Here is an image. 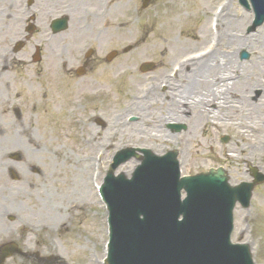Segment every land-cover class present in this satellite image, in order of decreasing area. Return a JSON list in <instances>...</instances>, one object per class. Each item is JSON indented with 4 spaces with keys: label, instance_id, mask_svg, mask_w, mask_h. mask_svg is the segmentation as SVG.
Instances as JSON below:
<instances>
[{
    "label": "rangeland",
    "instance_id": "1",
    "mask_svg": "<svg viewBox=\"0 0 264 264\" xmlns=\"http://www.w3.org/2000/svg\"><path fill=\"white\" fill-rule=\"evenodd\" d=\"M116 1L118 6L114 16L125 26L120 31V52L123 54V49L128 46L134 50L116 62L119 70H126L129 75L119 80L115 88L105 86L103 107H100L105 129L96 128L91 133L80 128L77 118L68 117L71 102L77 97L66 92L68 102L65 101V106L63 103V106H57L55 90L49 87L52 81L49 71L54 59L45 43L51 35L47 25L55 18L54 14L50 9H41L44 15L43 21H38V31L16 55L12 52L13 47L22 39L25 23L19 18L28 16L24 11V0H16L12 8L9 0H0V56L4 52L10 53L6 69L0 75V137L9 135L8 140H11L10 134L20 133L13 143L9 142L8 150L0 152L6 180V183L0 182V247L15 243L30 254L28 259L14 256L6 264H41L42 259L47 260L44 257L52 255L58 258L52 264H102L106 256V213L93 199L90 184L93 159L99 147L109 148L102 166L104 174L116 152L125 146L150 149L159 156L177 150L185 176L222 168L230 183L239 185L253 182L249 167L255 166L264 174V152L259 154L253 150L250 143L253 141L244 136L239 126L241 121L252 124L264 121V63L258 62L259 53L264 50V26L248 35L247 28L253 15L241 8L237 0L230 2L222 27L224 39L228 40L225 25L230 15H241L237 34L249 38L253 35L258 41L254 50L233 47L230 51L233 65L222 72L223 79L219 78L224 81V78L233 77L235 80V76L238 77L233 80L237 87L226 92L227 106L245 107L244 112L218 111L219 99L223 97L216 96L218 100L207 105L208 116L210 121L220 123L221 128L209 125L195 129L190 121L195 117L194 113L182 115L179 121L177 116L166 117L161 136L164 141L158 142L152 140L150 134L159 131L156 127L165 113L156 108L150 110L154 102L168 106L176 92L189 91L185 102L193 104L211 90L210 84H218L213 77L192 84L191 73L184 72L182 79L169 81L172 84L170 90H160L178 59L204 48L211 40L210 19L221 0H150L148 18H137L136 14L144 0ZM91 35V32L87 33L88 37ZM37 46L42 50V60L34 64L32 57ZM242 52L248 53L250 59L242 60ZM149 61L158 67L150 74L140 73L137 67ZM243 73L247 79L249 74L254 76L252 81L260 82L261 86H244ZM252 81L250 85L254 84ZM151 89L150 96L148 91ZM141 93H148L149 98H142ZM241 97L245 99L241 100ZM8 109L9 116H6ZM17 112L22 120L17 119ZM131 116L136 117L137 122L127 124V118ZM29 118L39 122L30 132L32 141L19 127L21 121L26 122ZM153 119L152 127L145 125L147 120L153 122ZM172 124L185 125L187 130L173 133L168 129ZM114 132L119 136H114ZM187 134L195 137L192 147L187 143ZM225 136L230 139L226 145L219 140ZM254 138L258 140L257 136ZM189 148H192L191 153ZM14 151L24 153L25 162H9L7 154ZM222 152L236 156L237 160L228 159ZM255 153L259 155L254 156ZM137 165L135 160L129 162L119 169L118 174L122 172L130 177ZM9 166L17 169L22 181L13 182L8 178L6 169ZM33 167L40 169V176L34 174ZM75 178L84 181V195L77 192L73 184ZM251 203L248 211L237 207L232 241L250 245L255 264H264V184L254 188ZM44 210L59 214L53 218L42 214ZM37 224H49L52 228L37 233L32 229ZM37 253L40 256L36 259Z\"/></svg>",
    "mask_w": 264,
    "mask_h": 264
},
{
    "label": "flooded vegetation",
    "instance_id": "2",
    "mask_svg": "<svg viewBox=\"0 0 264 264\" xmlns=\"http://www.w3.org/2000/svg\"><path fill=\"white\" fill-rule=\"evenodd\" d=\"M50 1L51 13L55 16L67 17L71 24L65 33L53 35L50 44L54 59L49 71L51 85L56 90L80 91L76 98L78 102L81 101L80 96L94 95L95 91L103 86L106 70L116 72L114 61L109 62L110 52L107 50L118 46L117 32L114 33L113 28L112 32L104 35L101 34L99 26L107 23L109 29L110 26L117 24L119 20L114 16V11L118 2L116 0ZM119 27L120 25L115 29L119 30ZM88 32L92 34L90 37L87 36Z\"/></svg>",
    "mask_w": 264,
    "mask_h": 264
},
{
    "label": "bare ground",
    "instance_id": "3",
    "mask_svg": "<svg viewBox=\"0 0 264 264\" xmlns=\"http://www.w3.org/2000/svg\"><path fill=\"white\" fill-rule=\"evenodd\" d=\"M16 0H9V6L12 8L13 5L15 4ZM230 10V8L225 9L224 14ZM241 16V15H240ZM240 16L238 15H230L229 19L226 21V35L228 36V40L226 41L225 39H223V43L221 44L222 39H220V44L219 46H221V48H216L210 55L209 59L207 60H200L197 62H194L195 64H193V66L195 67V69L193 71L189 72L191 73L190 75V83H194V82H199V80L201 79V82L203 83L204 79L207 77H213L214 80L218 81V84H210V88L211 90L206 94L203 95L202 97L198 98V101L193 102V104H189L188 102H185V100L188 99V95L190 94L189 91H184L181 92L180 94H177L176 92V97H173V101L166 106V104L161 105L160 103L154 102L151 107L149 108L151 110V108L153 109H159L161 110L163 113H165V117L160 120V122L157 124L159 127H156V129H158L159 131H157L155 134H150L151 139L154 141H164L163 138L161 136L163 133V129L162 126L164 123H167L166 117H170L171 119L174 116H177L176 120L179 121L182 117V115L185 114H191L194 113L195 117L193 119H191L190 121L192 122L191 126L193 125L195 129H197V127H203V126H209V125H214V126H219L222 127V125L220 123H216V122H212L210 121V117L208 116L209 114V110H208V106L209 103H214L215 100H218L216 96L219 97H223L222 99H219L220 103H218V111L224 110L226 112H230L233 114H236V112H244V108L245 107H241V108H237L236 106H227V94L226 92H230L231 90L233 91L235 87H237V83H232V84H225L223 80H220L219 78H222V72H225V70L233 65V57L232 54L230 53V51L232 50L233 47H238L239 49L242 48H247V49H252L254 50V48L256 47L255 43L257 44L258 41L255 40V38H253L254 36H250L245 38L242 36H239L237 34V26L238 23L240 22ZM221 18L224 20L223 18V14L221 16ZM221 19V20H222ZM253 38V39H252ZM264 44V38L262 39ZM261 53V54H260ZM259 53L260 57L258 59V62H262L264 63V50L261 51ZM247 74L250 73L249 71L246 72ZM246 73H243L241 76H244L243 80H246V82H244V86L246 87H258L261 86L260 82H253L252 81V77L249 74L248 79H247V75ZM181 74L177 77V79L181 78L180 77ZM223 79V78H222ZM225 79V78H224ZM250 81H252L254 84L250 85ZM191 85V84H190ZM213 85V88H212ZM215 85V86H214ZM246 87H243L246 89ZM190 88V87H189ZM242 88V89H243ZM241 89V88H240ZM231 91V92H232ZM217 94H221V95H217ZM190 98V97H189ZM180 99H182L183 101H181ZM245 99L244 97H241V100ZM152 120V119H150ZM173 120V121H176ZM38 121H35L33 118H29L28 120H26V122H21L20 126L22 128V131L24 132V136H26L29 140L31 139V133L32 130L34 129V127H36L38 125ZM155 121L153 119V122L147 120L145 122V125H151L154 124ZM240 128L243 130V134L244 136L249 140V141H253L250 142L252 144V148L253 150L259 152V154L264 152V121L257 123V124H252V123H247V122H243L241 121L239 123ZM2 129V128H1ZM0 129V130H1ZM159 133V134H158ZM11 135V140H8V136L7 137H0V148H3L7 145H10V143H13V140H15V138L17 136L20 135L19 132H14ZM188 135V136H187ZM186 139L187 143H191L189 144V147L193 145L192 142H194V135L193 134H187ZM252 136H257V139L252 137ZM176 138V137H175ZM166 141V140H165ZM10 142V143H9ZM188 152H192V148L188 149ZM257 153L254 154V156L259 155ZM250 157H252L253 155L249 154ZM225 157H227L228 159L233 158L235 160L236 156L234 155H229V154H225ZM239 159V158H238ZM244 160V159H242ZM92 174V173H91ZM73 184L75 186V188L77 189V192L79 194H83L84 195V181L82 179H74L73 180ZM42 214H45L46 216H52L53 218H56L59 214V212H48V211H42ZM264 218V217H263ZM52 220V219H51ZM34 224V223H33ZM35 227H33L32 229H34L35 232L38 233V231H44L45 229H50L52 228V225L49 224H43L37 226L34 225ZM44 233V232H43ZM263 255H264V249H263Z\"/></svg>",
    "mask_w": 264,
    "mask_h": 264
},
{
    "label": "water",
    "instance_id": "4",
    "mask_svg": "<svg viewBox=\"0 0 264 264\" xmlns=\"http://www.w3.org/2000/svg\"><path fill=\"white\" fill-rule=\"evenodd\" d=\"M262 1L264 3V0H262ZM255 3H256L255 7L261 10L262 7L260 6V3L256 0H255ZM263 23H264V10H263V14L261 15V17L259 19V22L256 24L255 27H258V26L262 25ZM182 129H184V127L180 126L177 128V131H180ZM143 153H145V155H147V158L152 156V153L149 151H143ZM252 174L256 178V182L254 184H243L241 187H238V189H237V190H241L243 188H247V192H250V194L247 196L248 201H250V199H251V192H252L253 188L255 187V185L262 184L264 182V176L262 174H259L256 169H252ZM210 176H216V177L218 176L226 184H228V178L226 177L225 172L221 169L210 174ZM14 252L20 253L17 251L16 247H12V248H8V249L4 250L2 252V256L0 259V264H3L5 262V260L10 258ZM112 264H114V262H112Z\"/></svg>",
    "mask_w": 264,
    "mask_h": 264
}]
</instances>
